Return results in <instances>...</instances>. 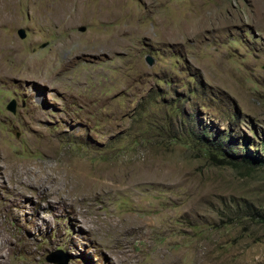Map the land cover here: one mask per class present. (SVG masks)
<instances>
[{"label": "rangeland", "instance_id": "rangeland-1", "mask_svg": "<svg viewBox=\"0 0 264 264\" xmlns=\"http://www.w3.org/2000/svg\"><path fill=\"white\" fill-rule=\"evenodd\" d=\"M0 264H264V0H0Z\"/></svg>", "mask_w": 264, "mask_h": 264}, {"label": "bare ground", "instance_id": "bare-ground-1", "mask_svg": "<svg viewBox=\"0 0 264 264\" xmlns=\"http://www.w3.org/2000/svg\"><path fill=\"white\" fill-rule=\"evenodd\" d=\"M5 41V40H4ZM28 73V72H27ZM28 75V74H27ZM17 166H19V163H15V164H13V167L14 168H16ZM19 174L17 175V176H19L20 178L24 175H30L31 174V172H32V170H33V168L32 167H30V164L28 165V164H21L20 166H19ZM67 169H66V173H67ZM72 171V170H71ZM35 172V171H34ZM37 172H39V171H37ZM69 172V171H68ZM35 174V173H34ZM41 175V174H40ZM45 175V174H44ZM43 175V176H44ZM74 175V174H73ZM78 176H80V174H76L75 175V181H77V177ZM29 177V176H28ZM81 177V176H80ZM34 178V177H33ZM41 178V177H40ZM29 179V178H28ZM35 179H36V177H35ZM44 179V178H43ZM49 179V178H48ZM72 179V178H71ZM70 179V180H71ZM25 180V179H24ZM20 183V182H19ZM22 183V182H21ZM36 183V182H35ZM23 184V183H22ZM31 184V183H30ZM32 184H34V183H32ZM68 184V183H67ZM102 184V186H104L105 184L104 183H101ZM55 185V184H54ZM19 186V185H18ZM97 186V185H96ZM95 186V184L93 183V185L91 184V182L90 181H88V180H83V179H81L80 178V180L78 181V184H77V186L76 187H74V188H71L69 191H67V192H62V191H60V193H65V195H63V194H59V195H57L58 196V198L62 201V202H64V203H68V202H71L72 203V201H73V203H76V202H78V199H79V197L80 196H82L83 194H85V193H88V192H91L93 189H95V188H97V187H102L101 185L99 186H97L96 187ZM106 186V185H105ZM54 188V187H53ZM57 188V187H56ZM62 189V188H61ZM54 191V190H53ZM59 191V190H58ZM49 192H52V191H49ZM72 205V204H71ZM76 210H77V208H75ZM131 222H132V220H130ZM134 222V221H133ZM132 222V223H133ZM136 222V221H135ZM136 225V224H135ZM137 225H138V223H137ZM136 225V226H137ZM136 226L134 227L129 221H127V222H125L124 224H123V226H122V229H121V232H123V233H130V232H132L135 228H136ZM135 231V230H134Z\"/></svg>", "mask_w": 264, "mask_h": 264}, {"label": "water", "instance_id": "water-1", "mask_svg": "<svg viewBox=\"0 0 264 264\" xmlns=\"http://www.w3.org/2000/svg\"><path fill=\"white\" fill-rule=\"evenodd\" d=\"M80 30H83V29H80ZM17 35H18L20 38H23V37H24V30L21 29V28H19V29L17 30ZM6 108H7L9 111L12 112L13 109H14V104H13V102H10V103L6 106ZM46 261H49V262H56V259L53 258V257H47V258H46Z\"/></svg>", "mask_w": 264, "mask_h": 264}, {"label": "trees", "instance_id": "trees-1", "mask_svg": "<svg viewBox=\"0 0 264 264\" xmlns=\"http://www.w3.org/2000/svg\"><path fill=\"white\" fill-rule=\"evenodd\" d=\"M211 141H213V139ZM215 141H216V143L212 144L211 147L214 148V149L220 148V144L222 143V141L219 140V139H217Z\"/></svg>", "mask_w": 264, "mask_h": 264}]
</instances>
